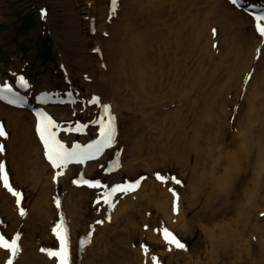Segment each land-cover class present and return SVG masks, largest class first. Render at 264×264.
<instances>
[{
    "label": "bare ground",
    "instance_id": "bare-ground-1",
    "mask_svg": "<svg viewBox=\"0 0 264 264\" xmlns=\"http://www.w3.org/2000/svg\"><path fill=\"white\" fill-rule=\"evenodd\" d=\"M225 1L118 0L110 25L103 22L105 4L98 32L108 54L98 46L99 55L75 62L77 70L85 61L100 63V83L93 73L82 72L92 79L83 80L87 93L58 90L56 83L72 72L63 68L53 77L45 69L34 87L10 84L9 93L27 105L47 93L43 117L52 121L56 145L89 144L93 127L77 137L73 115L91 109L90 116L80 118L96 123L105 102L119 131L116 145L97 161L69 166L54 180L36 143L33 115L0 102L7 133L0 137V177L8 178V187L0 180V236L9 243L19 237L15 255L0 247V264H57L48 253L58 248L61 221L68 229L69 264H264V40L254 32L253 19ZM171 7L175 12L165 17ZM222 22L239 46L221 40L217 25ZM174 25L179 35L171 48L180 54H165ZM213 41L216 54H243L244 64L258 76L242 97L238 88L221 120L207 112L196 115L187 97L190 53L211 54L205 47L213 49ZM76 98L83 99L84 109L78 111ZM115 161L118 169L106 173ZM138 178L141 183L131 192L110 203L97 201L110 185ZM165 230L184 247L166 240Z\"/></svg>",
    "mask_w": 264,
    "mask_h": 264
},
{
    "label": "rangeland",
    "instance_id": "rangeland-1",
    "mask_svg": "<svg viewBox=\"0 0 264 264\" xmlns=\"http://www.w3.org/2000/svg\"><path fill=\"white\" fill-rule=\"evenodd\" d=\"M88 3H91L89 7ZM101 6L102 3L98 0H0V55L3 72L9 68L19 71L23 67L24 73L32 81L30 84L32 87L35 84H41L43 75L41 72H45V69L50 72L51 76L60 72L58 69L60 58L57 54H61V52L55 50L57 40L64 43L66 54L63 55L75 69V62L86 60L90 54L93 47L91 40L93 35L88 34L87 24H83L80 20L76 22L71 17L72 13L73 11L90 13L91 7H93L97 18L103 13ZM40 9L46 10L48 16L40 17L38 13ZM172 12H175V7L167 8L164 11L165 17ZM220 20L222 18L219 17L217 22ZM222 23L224 25H217L221 40L226 45L239 46L235 37L228 36L226 23ZM175 26L169 35L170 41L166 46L165 54H180L171 48L177 42L179 35L178 31L174 29ZM245 31L248 34L247 28ZM203 44L205 41L202 38L199 45ZM101 48L104 54H108L109 49L106 46L101 45ZM205 49L210 50L211 54L190 53L193 54V57L189 65L188 105L189 108L194 109L196 115L201 116L203 112H207L221 120L227 113L228 106L237 97L238 88L241 86L239 96L242 97L246 90V84L256 83L258 76L256 72H250V68L248 69L244 64L243 54L218 55L214 49L209 47H205ZM85 62H87L88 70H80L77 74L72 72L71 77L74 80L72 83L76 87H81L82 89H79L82 92L87 88L82 86V77L79 75L81 71H89L95 75L94 79L101 81L98 76L100 63ZM157 84L155 82L156 86ZM55 86L58 90L63 88L62 83L57 82ZM182 187L183 185L179 188ZM178 192L175 194L176 204L180 199ZM178 209L175 213L176 216Z\"/></svg>",
    "mask_w": 264,
    "mask_h": 264
},
{
    "label": "snow or ice",
    "instance_id": "snow-or-ice-1",
    "mask_svg": "<svg viewBox=\"0 0 264 264\" xmlns=\"http://www.w3.org/2000/svg\"><path fill=\"white\" fill-rule=\"evenodd\" d=\"M113 2H115V0H113ZM232 2L235 4L236 3V0H232ZM257 19L259 20H264V16L262 17H258ZM258 30L259 32L264 35V27H260L258 25ZM21 82L22 83H25L23 81V78L21 77ZM5 91H11L10 88H7L5 89ZM93 102H97V101H93ZM105 111L107 112L108 109H107V106L105 107ZM52 121L50 118L48 117H43L42 120H41V125H40V128H39V132H40V137L41 139L44 141L45 143V146L46 148L48 149V152H47V156H48V159L52 162L53 166L55 167H60L61 164H65L67 162H69L72 158L76 157L77 154L75 151L69 153V152H66L63 150V145H58L56 147H53V143H50V139L54 141V137H49L46 135V133L49 131V129L52 127ZM106 133H107V137H108V141L109 143L111 142V139H112V130H111V121L109 122V126L106 127ZM7 133L5 131V129L3 128V126H0V137H4L6 136ZM91 147V146H90ZM3 148L2 146H0V151H2ZM78 162H82V159L81 160H78ZM0 171H3V166L0 165ZM3 180H4V185L5 187H8V178H7V175L5 174L3 176ZM176 183H180V181H176ZM93 187L97 186V185H92ZM137 185H130L126 188H117V189H113V191H129V190H134L135 187ZM11 191V189H9ZM13 195H17V193H13ZM21 215H24V212L23 210H21ZM58 228V231H57V234L60 235L61 232L63 231L62 229V226L58 225L57 226ZM164 236H165V239L168 240L170 243H174L176 247L178 248H183L184 245L181 244L179 241H177L175 239L174 236L171 235V233L167 232V230H165L164 232ZM19 239V237H17L16 239H13L11 241V243H9L7 240H5L2 236H0V247H3L5 249H10L12 254L15 255V253L17 252V240ZM61 244H62V251L61 252H49L48 254L50 256H60L61 257V264H67V256H66V243L64 241V238L63 236H61ZM8 264H12L11 260H9Z\"/></svg>",
    "mask_w": 264,
    "mask_h": 264
}]
</instances>
